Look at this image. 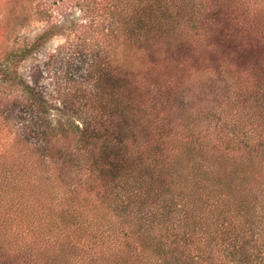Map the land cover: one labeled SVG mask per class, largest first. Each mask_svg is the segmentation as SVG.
<instances>
[{"label": "trees", "instance_id": "obj_1", "mask_svg": "<svg viewBox=\"0 0 264 264\" xmlns=\"http://www.w3.org/2000/svg\"><path fill=\"white\" fill-rule=\"evenodd\" d=\"M11 1L71 19L7 23L0 264H264V0ZM59 34L52 101L18 64Z\"/></svg>", "mask_w": 264, "mask_h": 264}, {"label": "rangeland", "instance_id": "obj_2", "mask_svg": "<svg viewBox=\"0 0 264 264\" xmlns=\"http://www.w3.org/2000/svg\"><path fill=\"white\" fill-rule=\"evenodd\" d=\"M36 3L37 1H34L33 5ZM12 6L13 3L11 0H0V58L6 43H8L6 39V30L9 21L14 24L15 31L13 35L14 39L17 41L35 38L51 24L55 23L60 27L66 25L71 19L70 15H68L67 18L57 15V10L54 11L49 21H42L35 16L27 18L21 16V18H19L20 15L18 12H10ZM71 15L76 16L75 13ZM65 41V34L55 35L47 40L26 61L18 64V70L25 80L52 101L55 97L54 90L56 89V79L60 75L59 71L62 66V60H59V56H62L63 51L61 52L59 49ZM58 118L59 116L57 113L53 112L51 114L53 123H55Z\"/></svg>", "mask_w": 264, "mask_h": 264}]
</instances>
